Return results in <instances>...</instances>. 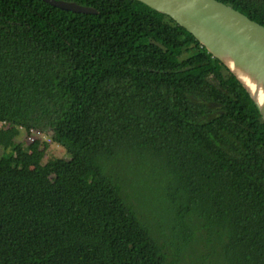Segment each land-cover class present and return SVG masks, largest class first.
<instances>
[{"label":"trees","instance_id":"trees-1","mask_svg":"<svg viewBox=\"0 0 264 264\" xmlns=\"http://www.w3.org/2000/svg\"><path fill=\"white\" fill-rule=\"evenodd\" d=\"M65 1L96 12L0 0V264H188L196 247L197 264H264V120L243 86L139 0ZM219 1L264 25V0ZM36 131L70 154L53 179Z\"/></svg>","mask_w":264,"mask_h":264},{"label":"water","instance_id":"water-1","mask_svg":"<svg viewBox=\"0 0 264 264\" xmlns=\"http://www.w3.org/2000/svg\"><path fill=\"white\" fill-rule=\"evenodd\" d=\"M62 9L95 13L75 1L45 0ZM169 15L219 59L248 93L264 120V25L219 0H139ZM258 60L253 70L245 64Z\"/></svg>","mask_w":264,"mask_h":264},{"label":"rangeland","instance_id":"rangeland-1","mask_svg":"<svg viewBox=\"0 0 264 264\" xmlns=\"http://www.w3.org/2000/svg\"><path fill=\"white\" fill-rule=\"evenodd\" d=\"M35 135L33 134V136H35ZM38 137L43 138L47 142H50V138L47 137V135H45L43 133H39ZM16 141L18 142V146L25 145L23 133L18 135V137L16 138ZM6 150H8V148H6L4 145L1 144L0 145V158ZM69 157H70V154L60 144H57L55 142L49 143V147L45 151L43 162L46 163L45 165H47L49 168V178L50 179H53L55 177V174H54L55 166L59 163H63L65 161V159H68ZM141 185H142V183H141ZM192 245H194V244H192ZM197 251H198V247H196V251L193 254L186 253V256H187L186 258L189 259L188 264H197L198 263V261L194 262L195 256L197 255ZM200 252H203L205 255H207L206 254L207 253L206 247L200 246ZM206 258L207 257H205V259H203L201 261L206 260Z\"/></svg>","mask_w":264,"mask_h":264},{"label":"bare ground","instance_id":"bare-ground-1","mask_svg":"<svg viewBox=\"0 0 264 264\" xmlns=\"http://www.w3.org/2000/svg\"><path fill=\"white\" fill-rule=\"evenodd\" d=\"M258 63V60L250 61L249 63L245 64V67L247 70L251 71L259 65Z\"/></svg>","mask_w":264,"mask_h":264},{"label":"built area","instance_id":"built-area-1","mask_svg":"<svg viewBox=\"0 0 264 264\" xmlns=\"http://www.w3.org/2000/svg\"><path fill=\"white\" fill-rule=\"evenodd\" d=\"M40 132H38V131H36V132H32V135L30 136V140H34L35 139V137H38V134H39ZM33 134L35 135V136H33ZM40 138V137H39Z\"/></svg>","mask_w":264,"mask_h":264}]
</instances>
